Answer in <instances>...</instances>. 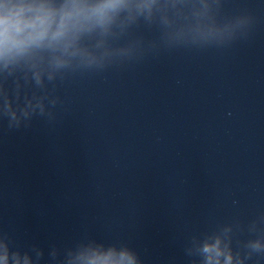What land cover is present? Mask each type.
<instances>
[{"label": "clouds", "instance_id": "1", "mask_svg": "<svg viewBox=\"0 0 264 264\" xmlns=\"http://www.w3.org/2000/svg\"><path fill=\"white\" fill-rule=\"evenodd\" d=\"M156 3L157 0H65L55 7L36 0H3L0 60L7 65L18 58H28L36 69L37 83L45 65L69 74L101 67L114 56L132 54L130 46L113 48L107 43L121 14L127 13L131 19L134 12H151ZM87 38L93 39L89 42ZM231 231V227H226L222 234L205 240L201 249L204 264H247L253 255L264 257V213L247 225V231L256 234V238L249 239L239 250L232 246L228 236ZM7 259L5 251L0 264H7ZM84 260L85 264H135L129 253L115 251L94 253Z\"/></svg>", "mask_w": 264, "mask_h": 264}]
</instances>
